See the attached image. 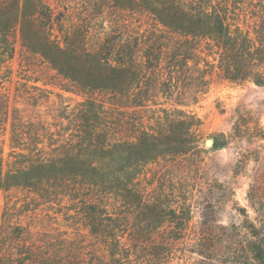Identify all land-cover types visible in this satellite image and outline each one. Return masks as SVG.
I'll use <instances>...</instances> for the list:
<instances>
[{"label":"trees","instance_id":"1","mask_svg":"<svg viewBox=\"0 0 264 264\" xmlns=\"http://www.w3.org/2000/svg\"><path fill=\"white\" fill-rule=\"evenodd\" d=\"M113 1L129 16L126 43L115 41L109 48L114 61L102 54L91 60L94 54L87 50L83 58L53 41L46 32L44 18L50 15L43 0L0 2V16L10 14V21L0 23L2 60L12 58L9 36L20 24L23 40L40 43V52L59 73L108 95V100L88 101L91 114L83 113L88 121L80 137L58 139L47 152L29 139L30 123L13 125L11 153L6 156L0 147V191L19 187L33 194L30 209L36 213L42 207L46 228L23 223L21 217L4 223L0 264H180L173 261L179 241L141 234L162 226L161 216L169 213L158 200L145 197L137 175L160 155L187 154L198 146L195 129L202 119L179 106L197 104L214 77L264 89V0ZM137 16L145 23L137 25ZM160 94L173 107L161 108L158 129L142 122L128 137L110 133L118 125L110 121L117 119L115 111L146 107ZM214 144L225 146V133ZM114 165L115 173H108ZM131 204L141 216L135 223L120 208ZM64 220L67 225L53 227ZM130 225L137 236L127 235ZM195 245L201 255L217 246L209 239H197ZM237 245L247 251L248 261L264 264V233Z\"/></svg>","mask_w":264,"mask_h":264},{"label":"rangeland","instance_id":"2","mask_svg":"<svg viewBox=\"0 0 264 264\" xmlns=\"http://www.w3.org/2000/svg\"><path fill=\"white\" fill-rule=\"evenodd\" d=\"M43 2L50 16L40 17L47 23L49 37L71 52L77 51L78 56L87 58V50L94 54L88 57L91 60L102 54L114 61L116 56L109 48L115 41L126 43L129 16L116 8L113 0ZM4 15L0 23L9 20L10 14ZM145 21L137 16L135 23L142 25ZM9 37L14 54L12 58L4 56V60L0 57V147H4L5 155L11 153V129L19 120L30 123L29 139L39 142L46 152V147L58 139L80 137L88 121L83 116L90 110L88 101L108 100V95L84 88L59 73L40 52V43L23 40L20 24L11 29ZM153 99L146 107L128 106L115 111L117 119L110 121L118 125L114 129L111 124L110 133L116 132L117 138L128 137L142 122L158 129L161 108L173 106L161 94ZM179 107L193 110L202 119L195 129L198 146L187 154L160 155L142 166L136 182L145 197L158 200L169 214L161 216L162 226L141 234L179 241L173 261L180 264H254L237 244L247 236L264 233V89L253 82L233 83L216 76L197 104ZM221 132L225 133V146L206 144L207 139L217 140ZM115 171L116 165L107 170L110 174ZM33 197L19 187L0 191V238L4 223L11 225L20 217L23 223L46 228L42 207L36 213L30 209ZM120 208L128 213L131 223L141 217L132 204ZM67 223L60 221L53 227L60 229ZM130 229L127 235L139 234L135 225ZM197 239L214 240L216 251L198 254Z\"/></svg>","mask_w":264,"mask_h":264},{"label":"water","instance_id":"3","mask_svg":"<svg viewBox=\"0 0 264 264\" xmlns=\"http://www.w3.org/2000/svg\"><path fill=\"white\" fill-rule=\"evenodd\" d=\"M214 140L213 139H207L206 144L207 145H213Z\"/></svg>","mask_w":264,"mask_h":264}]
</instances>
